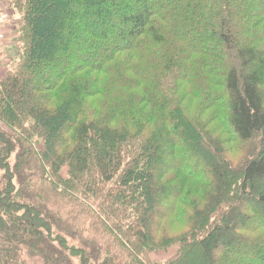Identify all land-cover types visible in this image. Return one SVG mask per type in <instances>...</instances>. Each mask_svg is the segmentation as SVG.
<instances>
[{
	"label": "trees",
	"instance_id": "16d2710c",
	"mask_svg": "<svg viewBox=\"0 0 264 264\" xmlns=\"http://www.w3.org/2000/svg\"><path fill=\"white\" fill-rule=\"evenodd\" d=\"M15 1L0 264H264V0Z\"/></svg>",
	"mask_w": 264,
	"mask_h": 264
},
{
	"label": "rangeland",
	"instance_id": "374dc122",
	"mask_svg": "<svg viewBox=\"0 0 264 264\" xmlns=\"http://www.w3.org/2000/svg\"><path fill=\"white\" fill-rule=\"evenodd\" d=\"M0 11L5 12L8 16V23L4 28V40L0 44V80L11 71L15 70V67L20 63L24 51L27 47L26 37V24L23 10L20 8V4L15 0H0ZM0 125H2L0 123ZM176 220L183 221L185 224L186 216H182ZM178 228V227H177ZM177 228H167V234L176 235ZM182 231L181 229H179ZM174 255V251L170 250L166 253H154L151 257L155 260H167ZM28 264H30L27 261ZM76 264V263H74Z\"/></svg>",
	"mask_w": 264,
	"mask_h": 264
},
{
	"label": "built area",
	"instance_id": "2783aa9c",
	"mask_svg": "<svg viewBox=\"0 0 264 264\" xmlns=\"http://www.w3.org/2000/svg\"><path fill=\"white\" fill-rule=\"evenodd\" d=\"M8 23V16L5 12L0 11V44L4 40V28Z\"/></svg>",
	"mask_w": 264,
	"mask_h": 264
},
{
	"label": "crops",
	"instance_id": "0c3cea01",
	"mask_svg": "<svg viewBox=\"0 0 264 264\" xmlns=\"http://www.w3.org/2000/svg\"><path fill=\"white\" fill-rule=\"evenodd\" d=\"M1 7V6H0Z\"/></svg>",
	"mask_w": 264,
	"mask_h": 264
}]
</instances>
